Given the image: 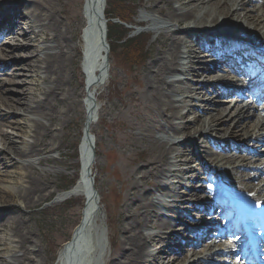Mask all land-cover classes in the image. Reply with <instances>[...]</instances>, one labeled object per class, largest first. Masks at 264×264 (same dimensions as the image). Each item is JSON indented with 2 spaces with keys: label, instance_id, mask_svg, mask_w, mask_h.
<instances>
[{
  "label": "bare ground",
  "instance_id": "6f19581e",
  "mask_svg": "<svg viewBox=\"0 0 264 264\" xmlns=\"http://www.w3.org/2000/svg\"><path fill=\"white\" fill-rule=\"evenodd\" d=\"M86 3L89 18L94 21L91 26L85 24V13L79 7V0L71 6V14L68 13L71 21L64 24L55 15L54 0H0V62L28 53V45H18L16 41L25 35L24 25H34L38 28L37 34L43 35L34 51L43 53L39 59L38 77L44 84L39 89L41 98L28 96L27 87L21 90L22 96L13 98L1 95L8 92L5 84L11 83V79L0 78V126L1 119L9 114H22L29 122L32 136V141L17 142L6 133L0 135V217H3L0 225L7 227L11 242H14L13 245L3 244L5 253L9 252L10 256L0 255V264H46L43 250L23 224L22 210L50 194V181L48 174L28 171L20 160L34 157L38 163L48 162L51 157L47 154L56 147V126L68 118L70 107L79 106L76 101L79 92L69 87L72 78L69 66L77 51L76 42L70 41L75 36L73 31L83 22L85 44L81 67L88 92L93 89L94 97L108 79L109 49L97 43L98 35L100 41L108 43L107 32L102 31L103 24L107 25L106 0H86ZM20 6L28 8L27 16L20 14ZM141 7L146 14L141 13L133 21L135 11L134 18L130 15L129 21L136 25L146 23L148 29L144 31H152L159 37L164 33L165 36L155 57L145 66L140 90L145 114L129 124L133 139L144 148L139 153L142 165L132 170L130 181L122 184L125 196L120 197V207L124 208L119 227L120 247L111 256L110 263L245 264L235 261L228 241L199 239L198 248L189 244L185 249L186 246L182 245L181 251L173 252L168 248L169 242L158 239L157 231L174 235V224L164 218L163 213L171 204L179 215L187 217L201 197L216 203L217 196H224L219 202L232 211L246 204V195L253 190L251 205L256 206L253 214L264 224V157L258 158L253 153L238 155L230 148L231 140L240 136L251 143L247 145L253 149L263 146L264 117L256 109L263 108L264 101L255 106L256 98L250 94L239 99L222 95L215 88V82L225 75L221 72L208 74L211 66L198 59L206 53L198 51L196 46L203 43L199 40L201 37H207L209 41L204 40V43L215 46L213 52L232 65L240 67L242 60L250 56L254 64L264 70V0H145ZM238 47L246 51L240 52ZM144 53L147 55V50ZM184 58L186 61H179ZM6 66H2V71ZM9 75L15 76V72L12 70ZM228 78L232 82L236 76L230 74ZM219 85L228 84L220 82ZM91 102L92 97L88 95V105L85 106L87 131L94 112ZM94 143L92 138L85 137L81 142L84 181H78L59 194L63 199L83 193L82 189L88 187L83 219L58 252V260L63 264H67L70 258L71 264H75L78 242L88 220L101 217L100 207L97 208L92 200L88 185L87 171H91L95 163L90 154ZM190 155L199 157L207 167L191 173L194 164H191L193 158ZM8 168L13 169L9 171ZM150 179L155 181L153 186L158 191L166 187L168 190L160 191L161 195L151 197L147 202L149 197L143 198L146 189L140 183H150ZM12 184L17 188L13 190ZM186 201L189 205L184 207ZM215 220L219 219L207 216L200 223L212 224L216 223Z\"/></svg>",
  "mask_w": 264,
  "mask_h": 264
},
{
  "label": "rangeland",
  "instance_id": "374dc122",
  "mask_svg": "<svg viewBox=\"0 0 264 264\" xmlns=\"http://www.w3.org/2000/svg\"><path fill=\"white\" fill-rule=\"evenodd\" d=\"M76 2L77 0H54L55 15L63 24L71 21L69 18L71 6L73 7ZM144 2L145 0H121L120 4L123 7L121 8L123 11L120 12V9L119 12L122 14L121 16L127 18L130 15L131 6L134 7L133 9L137 11L136 15L135 11L132 15L133 18L135 15L133 20L135 21L141 13L146 14V12L142 11L141 7V4ZM129 6L130 9L128 8ZM79 7L82 9L83 0H79ZM18 9L20 10V14L23 13L27 16L29 13L28 8L25 6H20ZM64 11L67 12L64 13ZM129 23L133 27V31L129 32L128 37L136 36L134 39L136 43H139L140 41H137V39L142 37L143 41L139 44V49L147 50V55L141 58L140 55L134 52L133 55L127 56L130 59L129 61L122 63L119 55H113L110 49L108 55L109 72L106 84L96 92L94 97L93 89L90 93L92 97L91 107L94 108V112L92 114L90 129L87 133L95 142L92 148V159L94 158L95 163L91 169V179L93 180L101 217L99 219L93 217L82 234L78 249L79 264H111V256L116 254L120 247L119 227L123 221L122 212L124 211V208L120 207L122 202V200L120 202V197L123 199L125 196V186L123 188L122 184L130 181V173L132 170L142 165L139 153L144 148L133 139V131L129 124L134 121L137 122V116L139 117L145 114L141 105L143 100L140 94L142 82L145 77V66L155 57L156 51L161 45V39L165 35L162 33L160 35L161 37H159V34H155L152 31H144L148 29L146 23H140L138 25L132 23V21ZM83 25L84 22L77 26L76 30L73 31L75 36L70 41L76 42L77 51L69 66L72 75L69 87L77 89L76 92H79V97L76 98L79 106L70 107L68 118L62 125L56 126V147L47 154L48 157H51L48 162L38 163L34 157H27L20 160L22 162L21 164L28 171L34 170L39 174H48L50 181V194L37 204L22 210L23 224L29 228L38 246L43 250L42 256L46 264H62L57 259L58 250L69 240L73 228L78 224L81 216L82 197L77 194H72L62 199L59 198V194L62 193L61 190H63L64 186L70 180L75 181L79 175L80 152H78L77 146L81 141L84 126L88 122L85 118V95L88 92V88L86 89L88 86H86V78L81 69V50L83 46L81 32L84 27ZM37 30L38 28L34 27V25H24L25 35L18 37L19 41L16 42L18 45H28V53L24 52V55L21 57L0 62V78L11 79V83L5 84L9 88L8 92H4L1 95L13 98L19 97L22 96L21 90L27 87L28 96H33L37 99L41 98L39 89L44 84L41 83L38 77V65L40 57H43V53L34 51V48L36 44L43 40V35L37 34ZM137 33L139 34L136 35ZM19 50L21 49L19 48ZM3 65L7 66L2 71ZM12 70L15 72V76L9 75ZM23 80L27 82L23 83ZM28 81L33 84H29ZM112 87L115 89H112ZM1 121L0 135L6 133L12 136L17 142L22 140L32 141L31 131L28 126L29 122L25 120L24 115L11 113L5 118H2ZM225 137L228 138L227 134ZM247 144L249 142L240 136L231 140L230 148L234 149L232 152L238 155L246 154L250 156L249 154L253 152L256 157L263 158L261 153L264 147H260L258 150L257 148L250 149V146ZM6 145L8 147L10 146L9 143H6ZM249 145L252 144L250 143ZM248 149L252 152H249ZM217 151L221 153L225 152L221 150ZM190 156L193 158V162H191V164H194L192 169L193 173H196L198 170H203L204 166L207 167V164L201 163L199 157L194 155ZM12 169L8 168L9 171H12ZM150 183L148 181L140 183L146 189L143 198L146 199V197H149L146 199L147 202L151 197L161 195L160 191L165 192V190H168L166 187L158 191L153 186L155 184L153 179H150ZM11 186L13 190L17 188L15 184ZM199 186L197 184V187ZM69 200L74 205L73 207L67 208L65 201ZM201 204L204 205L203 203ZM188 205L189 202L187 201L183 203L184 207ZM170 208L163 210V213L166 215V217H163L174 224V234H177L178 238L170 234H165L164 230H158V239H164L169 242L170 247L176 248L177 250L182 248L183 241H187L185 244L186 247H183L187 249L189 245L187 243L193 245L192 242L194 240L196 241L197 238L194 233L186 230L185 225L191 226V224H198L204 216L201 217V214H198L194 208L189 210L190 216L188 215L187 217L179 215L174 210L175 208L172 204ZM2 218L0 217V223L3 221ZM5 228L6 230L0 231V255L10 256L9 252L5 253L6 248L3 244L11 243L10 245H13L14 242H11L7 227L0 225V229ZM167 237L170 238L168 239ZM193 247L198 248V246Z\"/></svg>",
  "mask_w": 264,
  "mask_h": 264
},
{
  "label": "trees",
  "instance_id": "16d2710c",
  "mask_svg": "<svg viewBox=\"0 0 264 264\" xmlns=\"http://www.w3.org/2000/svg\"><path fill=\"white\" fill-rule=\"evenodd\" d=\"M120 3L121 0H106L105 16L106 18L110 19L107 26V36L110 42L111 52L115 56L119 55L120 61L123 63L125 61H129L130 59H128L129 57L127 56L133 55L134 52L140 55L141 58L145 56V53L143 49H139V44L143 41L142 37L137 39V41H140L139 43H136L134 40L136 36L130 38L128 37L130 30L128 27H126V24L130 22V15L132 16L135 11L133 9L134 7L131 6L130 15L125 18L124 16H121L122 14H120V12L123 11L121 9L123 7ZM128 8L130 9V6ZM74 146H76V144H74ZM73 182L74 180H70L68 184L64 186V188H67L68 185L72 184ZM65 203L67 208L74 205L72 202H70V200L65 201Z\"/></svg>",
  "mask_w": 264,
  "mask_h": 264
},
{
  "label": "water",
  "instance_id": "95a60500",
  "mask_svg": "<svg viewBox=\"0 0 264 264\" xmlns=\"http://www.w3.org/2000/svg\"><path fill=\"white\" fill-rule=\"evenodd\" d=\"M103 30L102 31H106L107 32V26L105 27L104 26V24H103V28H102ZM103 38V37H102ZM98 39H99V45H101L102 44V46H105L106 48H108L109 49V44L108 43H106V42H104V40H102V41H100V38H99V35H98ZM109 54V53H108ZM105 57L107 58V54H105ZM104 72V71H103ZM105 73V72H104ZM88 95L91 97V95L89 94V92H86V97L88 98ZM92 103V102H91ZM85 128H86V124H85ZM85 135V137H86V135H87V132H86V134H84ZM93 155V154H92ZM87 173H89V171L87 172Z\"/></svg>",
  "mask_w": 264,
  "mask_h": 264
}]
</instances>
